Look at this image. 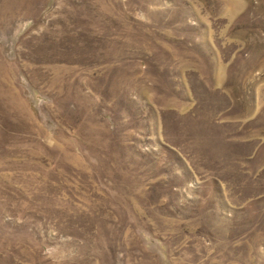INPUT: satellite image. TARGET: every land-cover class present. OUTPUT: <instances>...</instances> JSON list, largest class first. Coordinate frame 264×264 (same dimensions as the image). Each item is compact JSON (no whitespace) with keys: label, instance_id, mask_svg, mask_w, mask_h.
Masks as SVG:
<instances>
[{"label":"rangeland","instance_id":"374dc122","mask_svg":"<svg viewBox=\"0 0 264 264\" xmlns=\"http://www.w3.org/2000/svg\"><path fill=\"white\" fill-rule=\"evenodd\" d=\"M0 264H264V0H0Z\"/></svg>","mask_w":264,"mask_h":264}]
</instances>
